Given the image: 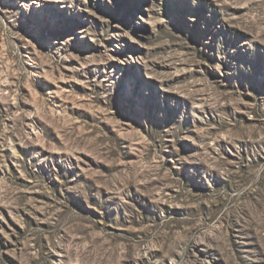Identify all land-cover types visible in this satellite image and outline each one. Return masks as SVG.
Returning a JSON list of instances; mask_svg holds the SVG:
<instances>
[{
  "label": "rangeland",
  "instance_id": "374dc122",
  "mask_svg": "<svg viewBox=\"0 0 264 264\" xmlns=\"http://www.w3.org/2000/svg\"><path fill=\"white\" fill-rule=\"evenodd\" d=\"M0 264H264V0H0Z\"/></svg>",
  "mask_w": 264,
  "mask_h": 264
}]
</instances>
